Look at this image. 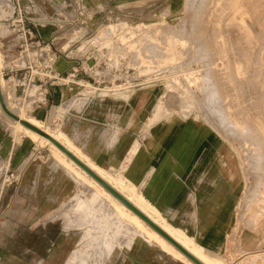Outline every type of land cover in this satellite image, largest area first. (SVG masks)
I'll list each match as a JSON object with an SVG mask.
<instances>
[{
  "label": "rangeland",
  "instance_id": "obj_1",
  "mask_svg": "<svg viewBox=\"0 0 264 264\" xmlns=\"http://www.w3.org/2000/svg\"><path fill=\"white\" fill-rule=\"evenodd\" d=\"M216 1L218 0H205V9L200 8L193 13L194 10H191L193 8L192 0H141L139 2L122 0L121 2L125 3L122 7L126 9L123 13L112 16L83 41L74 43L71 48L74 49L81 44L79 54L83 55L93 38H97L101 44L108 45V61L112 65H116L115 82L128 87L133 93L135 90L137 93L140 91L143 95L142 99H145V109L140 119L138 118V121L142 120L139 126L144 139L161 141V150L164 149V151L170 148L178 137L187 140L184 144L186 155L173 161L172 166L173 168L178 166L185 170L179 177L182 191L178 194L177 200L189 205H196L200 198L217 201L211 208L213 212L218 208L216 205L221 202L222 208L217 210H221V214L227 213L225 225L227 234L223 241L222 255H220L224 260H229L234 259L241 252L239 250V247L241 248L239 233H264V167L258 171L257 168H254V165H257V162L254 161L255 158H252L254 154L251 153L252 156L250 154L248 157L249 151L255 155L263 154L264 157V143L261 144L263 141L259 142L250 135L247 138H240L242 135L239 134V128L247 126L246 129H248L251 127L250 123L257 125L255 126L256 130L254 129L256 133L257 130L264 132V125L261 126L262 129L258 128L264 124V100L262 97L264 95V78L262 79L264 77V44L261 46L264 43V35L257 32L258 30L262 32L264 29V23L261 22V17L264 21V5L261 7L260 4H264V0H261L262 2L239 0L240 6L235 15L231 13L232 8L229 0H219L218 8L212 5ZM46 2L45 5H47ZM243 2L246 4H240ZM254 2L256 3L254 4ZM2 3L3 8H8L9 0H2ZM135 3L142 8H137ZM255 5L256 7H254ZM257 9L259 11L261 9V12ZM244 16L249 17L247 21ZM32 17L39 24L50 23L51 19L56 18V16L51 17L50 12L45 13L42 10L40 14H35ZM58 17L59 19L66 18L63 15ZM258 20L260 21L258 22ZM239 22L245 27V30L243 26L238 25ZM247 22L253 24L250 26ZM117 23L121 25L118 26ZM146 23H150L152 26L146 25ZM135 24H138V27L135 28ZM184 25L186 29L183 28ZM232 25L236 27L234 28L236 31ZM193 26L205 27V34L213 32L216 35H214L215 39H219L222 43V45H218L216 53L219 50L218 54L221 52L223 57L217 55L218 58L214 56L204 60L202 55L198 54V47L200 45L206 47V45L197 37L198 31L191 29ZM256 26H259L258 29ZM72 27L73 24H70L66 29L69 39L75 38L80 33L78 27L76 30H70ZM129 27L133 29H129ZM109 30L111 31L109 32ZM125 31L129 33H124ZM253 32L255 37L251 36V34L254 35ZM227 33L229 36L225 37ZM233 35L236 38L230 37ZM13 36H15V31L11 29V15L7 13L0 15V68L4 73L7 72L4 70L5 67L24 63L25 57L21 53L19 54L20 47L8 45ZM240 36L241 38H239ZM250 36L251 39H249ZM261 36L263 39L260 40ZM134 38H136V42ZM255 39H258L257 43L260 42L253 44ZM224 40H226L225 44ZM239 41L242 44L245 43V46ZM259 46L263 49L261 50ZM166 47L169 49H165ZM8 49L11 52H17L18 60L11 62V57L6 54ZM232 51L234 54H231ZM225 52L226 54H224ZM246 53L248 54L245 55ZM249 53H251L250 58L254 57L256 61L246 59ZM253 54L256 55L253 56ZM233 57L237 60H234ZM239 58H241V62H239ZM210 59H215L211 67L216 68V71L217 67L221 68L222 76L219 75V69L217 74L221 76L220 79L227 87L229 85L231 87V84L239 76L243 80L239 77L240 80L238 79L237 82L242 80L245 85L248 84V80L245 79L250 78L251 81L248 84L250 90L247 88L244 94L248 90L251 92L246 94V98L244 94H241L242 92H239L240 90H231V87L228 92L230 95L222 96L221 103H215L214 100L209 103L208 82L215 86L213 91L215 97L220 96L215 80H208L204 77L210 65L207 60ZM242 59L245 60V68ZM223 62L224 64L228 63V66L225 67ZM216 65L218 66L216 67ZM230 65L231 67H229ZM10 73L1 75L7 79L6 89H11L7 90L9 100L14 105L16 103L15 106H19L25 116H29L32 114L30 109L18 104L12 97L14 77L8 79ZM197 75L202 79L196 82L195 76ZM242 81L241 83H243ZM257 86H260L259 89ZM261 86L263 89H260ZM233 91L236 94L233 95ZM249 95L251 99H249ZM240 99L249 101L245 100L243 103ZM180 101L183 103L181 104ZM231 101L233 104L237 102L233 105ZM228 102H231L229 103L231 105ZM241 103L246 105L247 111L251 107L255 112L253 109H250L251 112L244 110L243 116L239 112L242 110L240 109V107L242 108ZM248 103L251 104L248 105ZM156 104H159L158 112L156 115H152ZM256 108L259 111H256ZM216 113L222 114L225 125L217 120ZM188 120L196 121L199 127L196 132L185 138L183 136L185 135L184 126ZM15 127L0 112V139L6 137L10 141L7 147L0 140V264H175L174 262L189 264L175 256L158 240L146 238L140 229L135 228L134 224L130 225L131 229L128 232L121 233L114 239V244L108 251L109 254H95V247L89 244L91 233H88L87 230L91 231L90 225L80 224L85 211L79 207L80 201L89 202L88 204L93 203L94 187L92 188V185L88 184L86 180L73 173L70 167L55 153L53 145L48 141L34 138L26 134L23 129ZM40 128L43 129L45 136L46 133L52 131L59 132L58 129L50 127L44 121ZM234 128L239 131L236 133ZM246 129L245 131H247ZM227 131H231V133L235 131L232 133L234 136L230 132L228 134ZM228 140L233 144H230ZM258 142L261 146L263 145V148ZM21 144L23 145L21 152L13 158L11 152ZM5 147L9 152L7 154L3 151L6 149ZM250 161L255 164H251ZM224 163L228 165L229 170L224 169L227 168L224 167ZM261 163H264V159ZM136 192L139 194L137 188ZM259 197L263 199V202ZM99 198L103 199L104 197ZM141 200L146 204L144 199ZM101 211L103 210L97 207L99 216L104 215V212ZM115 218L116 215L109 221L115 223ZM79 260L83 262H78Z\"/></svg>",
  "mask_w": 264,
  "mask_h": 264
},
{
  "label": "crops",
  "instance_id": "obj_2",
  "mask_svg": "<svg viewBox=\"0 0 264 264\" xmlns=\"http://www.w3.org/2000/svg\"><path fill=\"white\" fill-rule=\"evenodd\" d=\"M53 1L60 0H39L42 7L40 9L45 13H53ZM121 1L71 0L73 6L65 10V19L40 24L39 30L43 38H54V46L58 50L72 49L74 43L83 41L112 16L123 13L126 9L122 7L125 3ZM139 1L141 0H134ZM26 2L29 3L27 0ZM1 4L2 0L0 15H11L10 8H3ZM135 6L142 8L139 4ZM70 24H73L70 30H76L78 27L80 32L71 39L66 30ZM11 29L13 30L12 25ZM9 42L8 44H12L13 38ZM16 53L7 50L6 54L11 57V62L18 60ZM73 62L62 55L56 62V68L66 72ZM16 73L19 75L20 71ZM79 88L51 85L47 103L30 109L31 115L40 118L59 132H64L74 147L97 165L113 172L124 169V174L151 209L168 222L185 230L209 253L220 257L225 264H264V233H239L241 252L234 259L224 260L221 255L227 234V213L221 214L222 211L217 210L222 208L221 202L218 201V208L213 212L211 208L217 201L200 198L196 205H189L177 200L182 191L179 177L185 170L172 166L173 161L186 155L184 144L187 140L178 137L172 146L164 151L161 150V141H148L143 138L139 126L142 120L138 121V118L142 116L146 103L140 91L137 93L135 90L133 93L127 89L109 93L107 96H93L86 95V92L80 91ZM0 140L3 145L9 146V139L4 137ZM22 146H17L15 151L11 152L13 158L21 152ZM7 147L3 149L5 154L9 153Z\"/></svg>",
  "mask_w": 264,
  "mask_h": 264
},
{
  "label": "bare ground",
  "instance_id": "obj_3",
  "mask_svg": "<svg viewBox=\"0 0 264 264\" xmlns=\"http://www.w3.org/2000/svg\"><path fill=\"white\" fill-rule=\"evenodd\" d=\"M243 1V0H242ZM245 1V0H244ZM250 2H251V0H249ZM249 1H245V2H249ZM253 1V0H252ZM257 2H262L261 0L259 1V0H256ZM245 2H243V3H240V4H244ZM192 3H193V8L191 9V10H194L193 11V13L196 11V10H198V9H200V8H202V9H205V4H206V2H205V0H192ZM229 3H230V6H231V8H232V12L231 13H233L234 15L236 14V11H238V8H239V0H229ZM256 2H254V4H255ZM263 3H264V1H263ZM246 4V3H245ZM244 4V5H245ZM248 4V3H247ZM251 4V3H250ZM249 4V5H250ZM254 4H251V5H254ZM261 4V7H263L262 5H264V4H262V3H260ZM212 5H214L216 8H218L219 7V5H220V2H219V0L218 1H216V2H213V4ZM257 5V4H256ZM256 5L254 6V7H256ZM258 6H260L259 4H258ZM257 6V7H258ZM243 7V6H242ZM244 7H246V6H244ZM253 7V6H252ZM261 7H259V8H261ZM182 9V8H181ZM248 9V8H247ZM247 9H245V10H247ZM253 9V8H252ZM175 10H177V9H175ZM183 10V9H182ZM245 10H243V11H245ZM258 11H259V9H257ZM247 11H249V14H251L250 13V10L248 9ZM264 11V10H263ZM240 12V11H239ZM259 12H261V9H260V11ZM258 12V13H259ZM192 13V14H193ZM245 13H246V11H245ZM232 14V15H233ZM243 16V14H240V16ZM245 15V14H244ZM259 15H261V14H259ZM259 15H257L258 17H259ZM263 15V14H262ZM177 16V15H176ZM180 16H182V15H180ZM239 16V17H240ZM234 17V16H233ZM246 17V21L248 20V18H247V16H244V18ZM261 17V16H260ZM263 17H264V15H263ZM256 19H259V18H257L256 17ZM124 20V19H123ZM122 21V20H121ZM159 21V20H158ZM157 21V22H158ZM166 21V20H165ZM260 20H258V22H259ZM123 22V21H122ZM122 22H120L121 24H122ZM144 22V21H143ZM156 22V21H155ZM250 22H252V21H250ZM248 23L249 25L250 24H253V23ZM258 22H257V24H258ZM261 22H263L264 23V21L262 20V17H261ZM236 23V22H235ZM234 23V24H235ZM241 22H239L238 23V25L240 24ZM263 23L261 24L262 26H263ZM121 24H119V25H121ZM125 24H127V23H125ZM139 24V23H138ZM138 24L136 25L135 24V28L136 27H138ZM154 24V23H153ZM256 24V25H257ZM111 25V24H110ZM117 25H118V23H117ZM118 25V26H119ZM123 25V24H122ZM132 25V24H131ZM146 25H150V26H152V24H150V23H146ZM235 25H237V24H235ZM237 25V26H238ZM241 26H243L242 24H240ZM259 26H260V24H258ZM109 26V25H108ZM117 26V27H118ZM142 26V25H141ZM241 26H239V27H241ZM251 26V25H250ZM259 26H256L257 27V29H258V27ZM145 27V26H144ZM232 27H233V25H232ZM244 27V26H243ZM253 27V26H252ZM107 28V27H106ZM134 28V29H135ZM158 28V27H157ZM166 28V27H165ZM180 28V27H179ZM183 28L184 29H186V26L184 25L183 26ZM234 28H236V27H233V29ZM242 28V27H241ZM255 28V27H254ZM103 29H105V28H103ZM102 29V30H103ZM109 29H110V26H109ZM118 30H119V27L117 28ZM129 29H133L132 27L130 28L129 27ZM142 29H144V28H142ZM141 29V31H143ZM191 29H193V30H195V31H198V33H197V37L200 39V40H202L203 42H204V45H206V47L205 46H202V45H200L199 47H198V54H201L202 56V58L205 60V58H207V57H214V56H216L217 57V55L218 56H220L221 55V57H223V55L221 54V52H220V54H218L219 53V50H218V53H216L217 52V47H218V45H222V43L219 41V39H215V34L213 33V32H211V33H207V34H205L204 33V31H206V28L205 27H197V26H193V28L191 27ZM232 29V30H233ZM237 29H238V27H237ZM247 29V28H246ZM243 30V29H242ZM244 30H245V27H244ZM250 30V29H249ZM264 30V29H263ZM262 30V32H260V30H258L257 32L258 33H261L262 35H264L263 33H264V31ZM104 31V30H103ZM107 31H108V29H107ZM111 30H109V32H110ZM133 31V30H132ZM132 31H130L131 33H132ZM234 31H236V29H234ZM238 31V30H237ZM239 31H241V29L239 28ZM252 31V30H251ZM253 31H254V29H253ZM126 32H128V31H125L124 33H126ZM136 32V31H135ZM134 32V33H135ZM217 32V31H216ZM254 32H256V30L254 31ZM254 32H253V34H254ZM105 33H108V32H105ZM113 33H114V31H113ZM124 33H122V34H124ZM129 33V32H128ZM237 33V32H236ZM246 33V32H245ZM245 33H244V35H245ZM146 34V33H145ZM260 34V35H261ZM127 35H129V34H127ZM215 35V36H214ZM230 35H231V32H230ZM238 36H239V34H237ZM236 35V36H237ZM248 35V34H247ZM250 35V34H249ZM143 36V35H142ZM227 36H229V34L227 33V35H225V37H227ZM246 36V35H245ZM251 36H254L255 37V34L254 35H252L251 34ZM251 36L249 37V39H251ZM256 36H258V35H256ZM231 38H236L234 35L233 36H230ZM263 36H261V38L260 37H258V38H260V40L261 39H263L262 38ZM176 38V37H175ZM239 38H241V36L239 37ZM243 38V37H242ZM245 38V37H244ZM135 39L136 38H134V41H135ZM223 39V38H222ZM236 40H239V39H236ZM253 40V39H252ZM256 40V39H255ZM258 40V39H257ZM257 40L256 41H254L253 42V44L256 42V44H258L257 43ZM174 41V40H173ZM172 41V42H173ZM241 41H242V39H241ZM246 41V40H245ZM248 41V40H247ZM136 42V41H135ZM169 42V41H168ZM167 42V43H168ZM240 42V41H239ZM238 42V43H239ZM251 42V41H250ZM262 42V41H261ZM226 43V40H224V44ZM241 43V42H240ZM169 44V43H168ZM185 44V43H184ZM242 44V43H241ZM238 44V45H240V46H245V43L244 44ZM248 44V43H247ZM264 43H262L261 44V46L263 45ZM251 45H252V42H251ZM165 46H166V44H165ZM253 46H255V45H253ZM261 46H259V48L261 47ZM264 46V45H263ZM175 47V46H174ZM169 49V47H166L165 49ZM220 48V47H219ZM257 48H258V46H257ZM240 49H242V48H240ZM252 49H254V47H252ZM261 49V48H260ZM262 49H263V47H262ZM261 49V50H262ZM178 50V49H177ZM247 50H248V48H247ZM246 50V51H247ZM250 51H251V49H249ZM169 51V50H168ZM237 51V50H236ZM240 51V50H239ZM238 51V52H239ZM243 51H244V47H243V50H242V53H243ZM254 52H255V50H253ZM234 51H232L231 52V54L233 53ZM215 53H216V55H215ZM223 53V52H222ZM245 53V52H244ZM252 53V52H251ZM251 53H249V56H246L245 58L247 59V60H250V61H253L254 60V57H253V59H252V57L250 58V54ZM256 53V52H255ZM175 54V53H174ZM224 54H226V52L224 53ZM234 54V53H233ZM248 53H246L245 55H247ZM256 54H258V52L256 53ZM255 54V55H256ZM237 55H240V54H237ZM254 54H253V56H255ZM224 56H226V55H224ZM241 56V55H240ZM252 56V55H251ZM215 57V58H216ZM220 57V59L222 60V58ZM230 57V56H229ZM237 57V56H236ZM249 57V58H248ZM257 57V56H256ZM218 58V57H217ZM216 58V59H217ZM238 58V57H237ZM242 58V57H241ZM241 58H239V62H241L240 61V59ZM233 59H234V57H233ZM233 59H231L232 61H233ZM236 59V58H235ZM234 59V60H235ZM252 59V60H251ZM215 59H210V60H207L208 61V63L210 64L209 66H208V68H207V70H206V72H205V74H204V77L205 78H207L208 80H210V79H214L215 80V85H216V88H217V91H218V94L220 95L219 97H215V95H214V88H215V86L213 85V84H209V82L207 83V87L209 88V103H211V101H213L214 100V102L215 103H221L222 102V96H227V94H229L230 95V93H228L229 91H230V88L232 87V89L231 90H237V91H239L241 94H244V92L247 90V88H248V84H249V82L251 81L250 80V78H247V79H245V80H248V84L247 85H245L244 84V81H242L243 80V78L242 77H240V79L242 78V82L243 83H241V81H239V82H237V80L239 79V77H238V79L237 80H234V82H233V84H231L232 86L231 87H227V85L225 86V83L222 81V79H220V77L222 76V73L220 72V70H221V68L219 69V67H217L218 65H216V67H217V71H218V69H219V71L218 72H220L219 73V75L221 74V76H218V74H217V71H216V68H214V67H211V65H213L212 63L213 62H215L214 61ZM218 60V59H217ZM237 60V59H236ZM244 59H242V61H243ZM223 61V60H222ZM254 61H256V60H254ZM245 62V60L243 61V65L245 64L244 63ZM0 63H1V61H0ZM221 64V63H220ZM222 64H224V62L222 63ZM228 64V63H227ZM227 64H224V66L226 67V65ZM247 64V63H246ZM215 66V65H214ZM223 66V65H222ZM228 66V65H227ZM249 66V65H248ZM229 67H231V65L229 66ZM229 67H227V68H229ZM236 68V67H235ZM244 68H245V65H244ZM215 69V70H214ZM233 69H234V67H233ZM247 70H248V68H246ZM233 71V70H232ZM236 71V70H235ZM248 71H250V69L248 70ZM252 71V70H251ZM255 71V70H254ZM248 73H252V72H248ZM191 75H193V74H191ZM264 75V74H263ZM238 76V75H237ZM242 76V75H241ZM245 76H247V75H245ZM251 76H252V74H251ZM194 77V76H193ZM233 78H235L234 76H233ZM264 77H262V79H263ZM200 79H202V78H200L198 75L197 76H195V80H196V82L197 81H199ZM239 79V80H240ZM252 79V78H251ZM6 78L4 77V76H0V88H1V92H2V94H3V97H4V99H5V102H6V105H7V107L10 109V110H12L13 112H15V113H17L21 118H24V119H26L27 121H29L30 123H32L33 125H35V126H37L38 128H40L41 127V125H42V120L40 119V118H38V117H36V116H34V115H29V116H25L24 114H23V111L19 108V106L17 107V106H15L16 105V103H15V105H14V103H12L10 100H9V95H8V93H7V90H9L10 88L9 87H7V88H9V89H6V83H8V82H6ZM253 81H254V78H253ZM262 81V80H261ZM195 82V81H194ZM255 82V81H254ZM263 82V81H262ZM257 83V82H256ZM251 84V83H250ZM253 85H254V83H252ZM259 84H260V82H259ZM250 86V85H249ZM254 87H256V86H254ZM259 87L260 86H257V89H259ZM249 90H250V87L248 88ZM253 89V88H252ZM251 89V90H252ZM257 89H255V90H257ZM260 89H263L262 88V86H261V88ZM11 90V89H10ZM247 91L246 92V94L248 95V92L250 93L251 91ZM258 91V90H257ZM259 91H261V90H259ZM235 91H233V95L234 94H236V92L234 93ZM263 92H264V89H263ZM257 93H259V92H257ZM246 94H244L245 95V98H246ZM261 95H262V93H260ZM264 94V93H263ZM232 95V96H233ZM258 96V95H257ZM260 96V95H259ZM251 97H253V96H251ZM262 97H263V100H264V95H262ZM262 97H260V98H262ZM247 98H248V96H247ZM241 99H244V98H241ZM240 99V101H242ZM249 99H251L250 98V95H249ZM253 99V98H252ZM234 100V99H233ZM232 100V101H233ZM235 100H237L236 98H235ZM246 100V99H245ZM245 100L244 101H242L243 103L245 102ZM248 100V99H247ZM246 100V101H247ZM258 100H260L259 98H258ZM262 100V101H263ZM231 101V102H232ZM249 101V100H248ZM253 102H254V99L252 100ZM262 101H260L261 103H263ZM231 102H228V104L229 103H231ZM237 102V101H236ZM236 102H235V104H236ZM180 103H181V101H180ZM182 103H183V101H182ZM181 103V104H182ZM227 104V106H229V105H231V104H229L228 105ZM232 104H233V102H232ZM235 104H233V105H235ZM242 104V103H241ZM247 104V103H246ZM251 104V103H250ZM249 103H248V105H250ZM256 104V103H255ZM239 105V104H238ZM237 105V106H238ZM247 105V106H248ZM262 106H263V104H261ZM158 106H159V104H156L155 105V107H154V110H153V112H152V115H156V113L158 112L157 111V108H158ZM182 106V105H181ZM255 105H253V107H254ZM234 107V106H233ZM256 107V106H255ZM257 107H259L258 105H257ZM264 107V106H263ZM247 107H246V105H243L242 104V108L240 107V109H242V110H240L239 112H241L242 113V115L244 116V110H246V112H249L250 111V109H251V107H250V109L248 108V110L249 111H247V109H246ZM261 108V107H260ZM253 109V108H252ZM251 109V110H252ZM254 110V109H253ZM258 110V108H256V111ZM264 110V109H263ZM259 111V110H258ZM0 112L3 114V115H5L9 120H10V123H12L13 125H14V127L17 129H23V131L26 133V134H29V135H31L32 137H34V138H37V139H42V140H46V141H48L51 145H53V147H54V151H55V153L66 163V165H68L69 167H70V169L72 170V172L73 173H75V174H77L78 176H80L81 178H83L84 180H86L87 182H88V184H90V185H92V188L94 187V189H95V193H94V198H93V203L92 204H88L89 202H87V203H85L84 201H80V204H79V207L80 208H83V210L82 211H85L84 213H85V215H84V217H83V219L80 221V224L82 225V224H88V225H90V230L91 231H89V229L87 230L88 231V233H91V237H90V239H89V244L90 245H92L93 247H95V254H98V253H100V254H107L108 253V251L112 248V246H113V244H114V239L115 238H117V237H119L120 236V234L121 233H126V232H128V230L129 229H131V224H134V226H135V228L136 229H140V231H142L143 233H144V236L146 237V238H148V239H156V240H158L159 242H161L162 243V245L165 247V248H167L168 250H170L175 256H177V257H179V258H181V259H183L184 261H186L187 263H189V264H197V263H195L191 258H189L185 253H183L177 246H175L173 243H171L167 238H165L163 235H161L159 232H157L153 227H151L145 220H143L141 217H139L134 211H132L127 205H125L122 201H120L116 196H114L109 190H107L101 183H99L93 176H91L87 171H85L79 164H77L71 157H69L63 150H61L55 143H53V141H51L47 136H45V135H43V134H40L39 132H37L36 130H34V129H32L31 127H29V126H27V125H25V124H23L22 122H20L19 120H17V119H15V118H13L11 115H9L6 111H5V109H3V107H2V105H1V103H0ZM251 112V111H250ZM254 112H255V110H254ZM241 115V114H240ZM215 116L217 117V120H219L220 122H221V124L222 125H225V123H224V121H223V118H222V114L221 113H216L215 114ZM185 124H186V126H184V128H185V135H183L185 138H187V137H189L190 135H192L194 132H196L197 130H198V127H199V124L196 122V121H193V120H188V121H186L185 122ZM257 124H261V123H257ZM264 124H261L258 128H260L261 126H263ZM250 128H248V129H246L247 128V126L245 127V128H239V134H240V136L242 135V137H240V138H247L249 135H250V137H254V138H256L259 142H261V141H263L261 144H263L264 143V136H261V135H264V132H261V131H263V130H257V133H256V129H255V126H257V125H255V124H252V123H250ZM257 128V127H256ZM231 129H233V128H231ZM235 129V128H234ZM245 129L247 130V131H245ZM255 129V130H254ZM260 129H262V127L260 128ZM254 130V131H253ZM235 131H236V133L238 132L237 131V129H235ZM234 131V132H235ZM258 131H259V133H258ZM228 132H230V134L231 135H233L234 136V134H232V133H234V132H232L231 133V131H227V133ZM262 134H261V133ZM51 135H53L54 137H56L57 139H59L61 142H63L65 145H67L72 151H74L79 157H81L84 161H86L91 167H93L101 176H103L109 183H111L115 188H117L121 193H123L128 199H130L133 203H135L139 208H141L143 211H145L149 216H151L155 221H157L161 226H163L171 235H173L177 240H179L183 245H185L189 250H191L195 255H197L201 260H203L206 264H225L222 260H221V258L220 257H217V256H215V255H212L211 253H209L199 242H197L194 238H192L185 230H183L182 228H179L178 226H176V225H174V224H172V223H170V222H168L163 216H161L159 213H157L156 211H154L153 209H151L148 205H147V203L145 204L141 199V197H140V195L136 192V188H135V186L133 185V183L128 179V177L124 174L125 173V171H124V169L123 170H121V171H118V172H113V171H110V170H107V169H104L103 167H101V166H99V165H97L96 163H94L93 161H91L86 155H84V153H82V152H80L78 149H76L75 147H74V144H72L71 143V141L69 140V138L67 137V135L64 133V132H58V133H54L53 131L52 132H49ZM235 133V135H237ZM229 134V133H228ZM73 141V140H72ZM228 141H230V140H228ZM258 142V143H259ZM232 142L230 141V144H231ZM233 144V143H232ZM260 144V143H259ZM261 144H260V146H261ZM264 145V144H263ZM263 145L261 146L262 148H263ZM241 147H242V145H241ZM244 148V147H243ZM239 149V148H238ZM245 149V148H244ZM241 150H243V149H241ZM262 150V149H261ZM263 150H264V148H263ZM263 150H262V152H263ZM128 151V150H127ZM237 151V150H236ZM242 153H243V151H242ZM248 153V152H247ZM254 154V157H252L253 159L255 158V162H257L256 164L257 165H254L251 161H253V160H251L250 161V163L251 164H253L254 165V168H257L258 169V171H260L261 170V168L262 167H264V163H261L262 162V159H264V157H263V154H259V153H257L258 155H255V153H253V152H251V151H249V154H248V157H249V155L250 154ZM264 153V152H263ZM222 154V153H221ZM252 154H251V156H252ZM216 158V157H215ZM246 158V157H245ZM251 158V157H250ZM241 159V158H240ZM226 161V160H225ZM229 161V160H228ZM240 161V160H239ZM242 162V161H241ZM235 163V162H234ZM247 163H249V162H247ZM224 165V167H227V168H224L225 170H229V168H228V165L226 164L225 165V163L223 164ZM233 167V166H232ZM244 168H245V166H243ZM234 179V178H233ZM260 185H262V184H260ZM263 185H264V183H263ZM91 187V186H90ZM249 188V187H248ZM93 189V190H94ZM247 189V188H246ZM263 189V188H262ZM248 190V189H247ZM263 191H264V189H263ZM248 192H250V191H248ZM257 192V191H256ZM258 192H260V191H258ZM257 192V193H258ZM247 193V192H246ZM259 194H261V193H259ZM76 195V194H75ZM259 196V195H258ZM99 197H104L103 199H100ZM260 199H261V197H259ZM263 198V197H262ZM92 200V199H91ZM261 201L263 202V199H261ZM97 207H99L100 209H102L103 211H101V212H104V215H102V216H99V213H97ZM76 208V207H75ZM79 209V208H78ZM77 209V210H78ZM99 210V209H98ZM83 214V213H82ZM115 215H116V218H115V223H112V222H110L109 220L111 219V218H113V217H115ZM133 229V228H132ZM134 231V230H133ZM132 233V232H131ZM142 233V234H143ZM130 234V233H129ZM133 234V233H132ZM124 239V238H123ZM127 239H129V238H127ZM116 240H118V239H116ZM118 242V241H117ZM89 253V252H88ZM82 254V253H81ZM109 254V253H108ZM85 256H86V254H84ZM81 260H79L78 262H80ZM81 262H83V261H81Z\"/></svg>",
  "mask_w": 264,
  "mask_h": 264
},
{
  "label": "built area",
  "instance_id": "obj_4",
  "mask_svg": "<svg viewBox=\"0 0 264 264\" xmlns=\"http://www.w3.org/2000/svg\"><path fill=\"white\" fill-rule=\"evenodd\" d=\"M9 0L8 8L11 10V25L15 31L11 46H19L23 55L22 65L5 67L9 73L8 79L14 80L12 91L13 99L27 109L47 103L49 87L53 84L67 85L71 89L80 87L79 90L86 95L107 96L109 93L129 89L115 82L116 65L108 61V45L101 44L93 38L83 55L80 47L74 49L58 50L54 46V38H43L37 20L31 16L41 13L39 0ZM54 11L51 13L52 22L59 21L65 10L73 6L71 0L53 1ZM11 51V50H10ZM73 60V64L66 72L56 68L60 56ZM83 57V58H82ZM17 71L20 74L17 75ZM2 73V74H1ZM14 174V173H11Z\"/></svg>",
  "mask_w": 264,
  "mask_h": 264
},
{
  "label": "water",
  "instance_id": "obj_5",
  "mask_svg": "<svg viewBox=\"0 0 264 264\" xmlns=\"http://www.w3.org/2000/svg\"><path fill=\"white\" fill-rule=\"evenodd\" d=\"M0 103L5 109V111L11 115L13 118L19 120L23 124L31 127L40 134H44L43 129L38 128L24 118H21L17 113L10 110L5 102L3 94L0 88ZM46 136L53 141L61 150H63L69 157H71L77 164H79L85 171H87L91 176H93L99 183H101L107 190H109L114 196H116L120 201L127 205L132 211H134L139 217L145 220L151 227H153L157 232L167 238L171 243L177 246L183 253H185L189 258H191L197 264H206L197 255H195L191 250H189L185 245H183L179 240H177L173 235H171L163 226H161L157 221H155L151 216H149L145 211L139 208L135 203L128 199L123 193H121L117 188H115L111 183H109L103 176H101L93 167H91L86 161L79 157L74 151H72L67 145L61 142L59 139L46 133Z\"/></svg>",
  "mask_w": 264,
  "mask_h": 264
}]
</instances>
